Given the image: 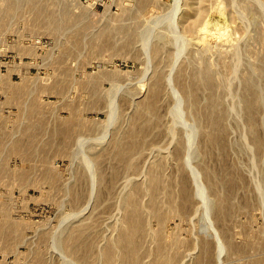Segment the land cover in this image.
<instances>
[{"label":"rangeland","instance_id":"1","mask_svg":"<svg viewBox=\"0 0 264 264\" xmlns=\"http://www.w3.org/2000/svg\"><path fill=\"white\" fill-rule=\"evenodd\" d=\"M263 122L264 0H0V264H264Z\"/></svg>","mask_w":264,"mask_h":264},{"label":"bare ground","instance_id":"2","mask_svg":"<svg viewBox=\"0 0 264 264\" xmlns=\"http://www.w3.org/2000/svg\"><path fill=\"white\" fill-rule=\"evenodd\" d=\"M200 33L202 34V37L200 38V41L197 42V45L200 46V47H203L204 49L206 48L207 50H205V51H207V52H209V50H211V49H212L211 51H213L214 50L213 48L220 47L222 44H225V43H228L229 42V37H227V35L225 34V32L222 31V29L220 30L219 28H215L212 31H209L208 30V27L205 25V27L201 28ZM248 91L256 99V97L258 96L257 95V92L254 91V90H252V88H250V87H248ZM245 101H246V97H245ZM251 101H252L251 99H248L247 100V104H250V106H251L250 107V113H253L254 110H255V106L253 105V102H251ZM251 119H253V116L252 115H251ZM263 126H264V122H263ZM78 142H79V140H78ZM258 146H261V145L259 144ZM218 252H220V249L219 248H218Z\"/></svg>","mask_w":264,"mask_h":264}]
</instances>
